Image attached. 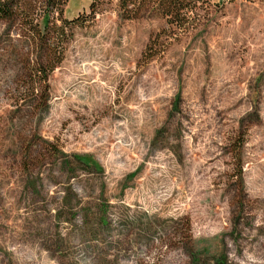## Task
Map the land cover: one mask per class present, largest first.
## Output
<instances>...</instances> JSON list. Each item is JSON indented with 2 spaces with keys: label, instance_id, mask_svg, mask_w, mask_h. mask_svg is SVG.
<instances>
[{
  "label": "rangeland",
  "instance_id": "rangeland-1",
  "mask_svg": "<svg viewBox=\"0 0 264 264\" xmlns=\"http://www.w3.org/2000/svg\"><path fill=\"white\" fill-rule=\"evenodd\" d=\"M198 4L66 0L46 109L0 21V264H264V0Z\"/></svg>",
  "mask_w": 264,
  "mask_h": 264
},
{
  "label": "trees",
  "instance_id": "trees-1",
  "mask_svg": "<svg viewBox=\"0 0 264 264\" xmlns=\"http://www.w3.org/2000/svg\"><path fill=\"white\" fill-rule=\"evenodd\" d=\"M65 1L0 0V21L15 27L28 45L25 60L31 81L45 84L40 97L45 109L49 77L65 56V44L69 38L67 26L80 18H62L61 23L53 18L54 12L62 13ZM198 2L199 0H121V6L132 17L146 8V4H154L155 9L168 17L170 22L178 21L183 24L190 19V13L198 9ZM32 88L38 90V86L33 85ZM78 160L86 165L89 163L83 157H78Z\"/></svg>",
  "mask_w": 264,
  "mask_h": 264
}]
</instances>
